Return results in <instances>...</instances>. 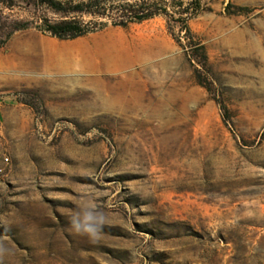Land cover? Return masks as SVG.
<instances>
[{"label": "rangeland", "instance_id": "1", "mask_svg": "<svg viewBox=\"0 0 264 264\" xmlns=\"http://www.w3.org/2000/svg\"><path fill=\"white\" fill-rule=\"evenodd\" d=\"M163 1L126 28L69 15L107 26L74 40L35 28L63 16L46 6L0 4L32 23L0 58L87 56L0 70V264H264V0ZM89 201L98 239L72 227Z\"/></svg>", "mask_w": 264, "mask_h": 264}, {"label": "trees", "instance_id": "2", "mask_svg": "<svg viewBox=\"0 0 264 264\" xmlns=\"http://www.w3.org/2000/svg\"><path fill=\"white\" fill-rule=\"evenodd\" d=\"M27 7L46 6L54 13L63 15L58 20L42 19L35 28L41 33L49 34L58 40H74L104 30L107 26L103 23H85L82 20L68 17L69 15H87L95 19H106L110 21L111 27L126 28L130 24L142 23L154 17L167 16L168 6L163 0H20ZM0 4L7 8L14 7L15 0H0ZM201 0H189V10L193 7H200ZM181 15V14H180ZM185 29L186 18H181ZM31 22L24 21H0V48L16 32L31 28Z\"/></svg>", "mask_w": 264, "mask_h": 264}, {"label": "crops", "instance_id": "3", "mask_svg": "<svg viewBox=\"0 0 264 264\" xmlns=\"http://www.w3.org/2000/svg\"><path fill=\"white\" fill-rule=\"evenodd\" d=\"M75 47L79 48L80 50H84L83 52L87 55H94V53L98 52V56L100 55V52L102 49L107 48L108 46L102 47L101 45H98L96 43H85L84 41H80L75 43ZM91 56H88L90 58ZM71 58H82L87 59L86 55H83L81 52L72 51L70 49H59V50H53V51H47L44 50L42 54H36L35 51L32 52H24L19 51L18 53H15L13 56L9 58H0V70L1 71H16L17 69L26 66L31 71L35 70L36 62L42 61L44 63V71L45 74H48L50 72H53L54 69V61L55 60H63V59H71ZM92 58V57H91ZM37 59V60H36ZM61 70L60 68H58ZM29 81H40L38 77H29Z\"/></svg>", "mask_w": 264, "mask_h": 264}, {"label": "clouds", "instance_id": "4", "mask_svg": "<svg viewBox=\"0 0 264 264\" xmlns=\"http://www.w3.org/2000/svg\"><path fill=\"white\" fill-rule=\"evenodd\" d=\"M108 223L107 215L99 210L96 204L89 201L84 205L82 215L73 218L72 227L75 232L88 236L90 239H98L103 227Z\"/></svg>", "mask_w": 264, "mask_h": 264}, {"label": "bare ground", "instance_id": "5", "mask_svg": "<svg viewBox=\"0 0 264 264\" xmlns=\"http://www.w3.org/2000/svg\"><path fill=\"white\" fill-rule=\"evenodd\" d=\"M54 66H56V67H57V65H54Z\"/></svg>", "mask_w": 264, "mask_h": 264}]
</instances>
